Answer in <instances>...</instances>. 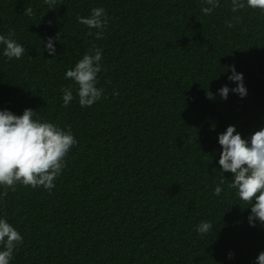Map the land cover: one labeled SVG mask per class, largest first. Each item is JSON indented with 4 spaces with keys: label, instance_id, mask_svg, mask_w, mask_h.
<instances>
[{
    "label": "trees",
    "instance_id": "obj_1",
    "mask_svg": "<svg viewBox=\"0 0 264 264\" xmlns=\"http://www.w3.org/2000/svg\"><path fill=\"white\" fill-rule=\"evenodd\" d=\"M219 2L206 15L207 0H0V35L25 48L9 60L0 46V110L32 109L78 141L51 192L0 187V216L23 236L11 264H255L264 224L250 226L220 172L218 136L264 128V12ZM94 8L107 12L103 39L77 19ZM97 47L104 94L81 107L65 73ZM233 65L248 95L224 101ZM202 221L213 231L199 234Z\"/></svg>",
    "mask_w": 264,
    "mask_h": 264
},
{
    "label": "clouds",
    "instance_id": "obj_2",
    "mask_svg": "<svg viewBox=\"0 0 264 264\" xmlns=\"http://www.w3.org/2000/svg\"><path fill=\"white\" fill-rule=\"evenodd\" d=\"M209 7L202 12L210 15L220 6L219 0H207ZM51 4L52 0H46ZM245 8L259 9L264 12V0H232V11L235 13ZM31 13V9L25 10ZM78 22L89 29H96V38L103 39L107 28L108 16L104 8H94L87 17H78ZM228 24V27H231ZM91 34V33H90ZM9 36L0 35V46L3 56L20 59L25 52L22 44ZM59 37H49L44 43L49 56H55V44ZM103 51L100 48L90 49L73 68L65 73L77 86L76 96L81 107H91L98 102L103 94V87H97L99 74L102 71ZM228 81L235 87L223 85L218 95L226 101L231 94L244 99L248 95L243 73H238L235 66L230 68ZM209 98H214L213 94ZM74 99L71 86L63 89V105L67 107ZM37 111L25 109L22 115L12 111L0 110V187L15 190L17 184L33 189L43 187L51 192L55 180L66 167V157L73 146L78 144L71 129L60 128L51 122L42 121L36 116ZM214 130V129H213ZM218 143L222 147L219 159V170L223 176L232 173L230 187L235 189L239 199L250 207L249 224L255 227L257 222L264 224V128L255 132L250 138L244 139L235 126H228L219 134ZM224 180L214 189L219 196ZM7 193H3L6 195ZM210 221H202L197 225L201 235L213 231ZM23 244V236L9 221L0 216V264H11L14 252ZM229 259L233 254H229ZM255 264H264V252L259 253Z\"/></svg>",
    "mask_w": 264,
    "mask_h": 264
}]
</instances>
